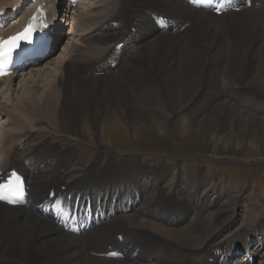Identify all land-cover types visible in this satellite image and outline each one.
<instances>
[{"label":"bare ground","instance_id":"6f19581e","mask_svg":"<svg viewBox=\"0 0 264 264\" xmlns=\"http://www.w3.org/2000/svg\"><path fill=\"white\" fill-rule=\"evenodd\" d=\"M24 1H8L0 11L4 10V14L9 9L8 4L18 5ZM111 1L94 0L81 11L63 5L64 16L71 20L65 25L75 29L79 37H86L83 42L88 49L77 48L73 43L70 48L65 46L68 48L65 62L50 83L46 76L53 71L49 68L54 61L53 49L57 40L66 35H62V28H55L57 34L49 56L38 63L43 64V68L30 70V79H25L28 72L18 75L21 79L15 89L21 87L22 93L12 92L15 90L11 84L17 76L0 79L15 96L13 104L0 100V114H8L14 124L27 123V127H21L25 132L26 128L30 132L46 130L53 135L54 142L66 135L89 140L91 130L98 133L100 140L104 127L114 123L117 114L127 123L137 116L150 117L160 129L166 128L171 118L168 106L174 107L173 100L182 97L186 101V117L196 120L197 128L215 119L228 122L233 130H252L253 134H260L264 146V116L243 109H264V100L256 96L255 100H248L243 93L252 91L264 95V0H249L246 9L219 17L192 9L182 0ZM154 11L173 20L175 31L162 32L155 28L150 16ZM113 21L119 23L117 29L112 27ZM185 22H189L188 27L179 31ZM22 24L19 21L0 34L9 33L15 26L14 31ZM102 35H111L116 43L125 41L115 67L121 79L112 75L94 80L87 77L93 68L87 65V71H83L76 64L81 54L95 52L96 43L108 40ZM134 44L141 49L132 53L130 48ZM114 45L109 52H113ZM97 69L99 73L113 70L105 64ZM34 76L36 78L32 79ZM234 81L241 82L242 89L230 87ZM40 85L44 87L42 91L37 90ZM134 91L141 92L136 99ZM152 92L165 94V104L158 100L152 105L142 104L137 100L142 95L147 98ZM193 94L198 97L188 100ZM227 94L228 99L219 97ZM200 108L205 111L201 116ZM86 112L88 117H84ZM64 117L66 123H62ZM13 133V129L1 130L0 172L3 174L10 168L23 171L30 191L27 207L0 204V264H186L191 253L198 255V262L204 264H248L244 256L233 257L239 247L253 253V264H264V220L254 216L251 222L234 231V238L220 239L225 230L236 224L242 203L235 200L236 197L231 204L224 202L225 190L211 188L203 193L207 184L204 175H188L183 168H150L137 160L138 157L113 162L112 159L101 161L102 156H95L94 160L80 165L75 160L76 153L58 150L56 146L18 141L13 147ZM97 144V149L104 148L102 141ZM167 179L173 180L169 196L164 193L166 186L163 185ZM63 186V192L80 193L81 197H89L95 203L102 198L106 206L96 207L105 212L113 211L116 216L80 236L62 232L38 207L50 190L58 195ZM230 210L233 211L231 218L219 224L223 213ZM195 213L202 214L206 220L193 230L195 236H202L201 242L191 244L194 247L185 240L166 244L152 229L141 228L145 223L143 215L149 214L183 228L191 223ZM120 233L123 241L118 242L116 235ZM108 246L121 247L125 258L114 260L94 255L107 252ZM223 256L228 257L222 261ZM210 258L211 263L207 261Z\"/></svg>","mask_w":264,"mask_h":264},{"label":"rangeland","instance_id":"374dc122","mask_svg":"<svg viewBox=\"0 0 264 264\" xmlns=\"http://www.w3.org/2000/svg\"><path fill=\"white\" fill-rule=\"evenodd\" d=\"M93 1L94 0H87V7L86 3L80 4V7L76 8V11L87 9ZM112 1V3L115 2V0ZM7 2L8 0H0V7L6 5L5 3ZM74 9H72V11L70 10L71 13L74 12ZM3 11L4 10L0 11V15ZM19 21V19H15L8 27L17 24ZM69 29L66 32V35L57 40L58 42L56 45L59 42L64 45L59 46L58 50H56L55 54H53L54 57L52 55V60L54 59V61L53 65H49V68L53 71L46 76L50 83L54 82L53 77L56 75V73L58 74L60 67L62 66L63 62H65L64 55L68 53V48L71 47V43H73L77 48H83L85 51L88 49L87 44L83 42V40H86V37L81 38L79 37V34H76L75 29ZM67 35H70L69 41L64 39ZM110 37L112 36L102 35V38H106L108 40L98 42L99 44L95 42L96 47L94 50L95 52L92 51L93 54L92 52L88 55L86 53L81 54V60L76 64H78L83 71H87V65L93 68L87 74V77H92L94 80L106 79L112 75L115 79L120 78L118 76V70L116 69H113L110 72H105L107 74L99 73V70L97 69V66L99 67V65L104 64V60L106 58L108 60L112 54V51L109 52L108 49L112 47L111 45L116 43V40L113 39V37ZM137 43L141 47V44L139 42ZM65 46L68 48H64ZM140 47H138L137 44H134L130 48V51L135 53L141 49ZM84 64L86 66H84ZM43 66V64H39L38 68H43ZM97 73H99V75ZM31 76L32 75H29L28 72V75L25 76V79L26 77L27 79H30ZM19 78L18 80H15V78L13 79L14 82L11 84L12 90H15L12 91L13 93H22L21 87L15 89L19 83V80L21 79ZM35 78L36 77L34 76L32 79ZM145 80L146 78L143 79V82ZM115 81L117 82L118 80ZM3 82L0 83V87L2 84H5L0 88V100L6 102V104H13L15 96H12V92L7 87V83ZM124 84L127 86L125 82ZM230 87L242 89L243 86L241 82L234 81ZM42 89H44V87L41 85L37 87L38 91H42ZM134 92V98L136 99V97L140 95L141 92ZM243 93L248 100H255V98L264 100V95L257 93L254 94L252 91H244ZM192 96H190L188 100L193 98L194 101L198 97V94L194 95L193 97ZM226 96L219 95V97H222V99H228L229 94ZM182 99V97H178L172 102L174 107L168 106V110L171 113V118L169 120L168 126H166L164 129H160L157 123L150 117L137 116L130 120V123H127L121 118L119 114H117L114 117V123H109V125L106 124V127H104V129H106L100 140L98 133L95 134V132L91 130V138H89V140H87L86 137H84L85 139L80 140L79 138H75L72 135H66L62 137V140L59 142H54V139L52 138L53 135L48 133L46 130H34L30 132L26 128L25 132V129H21V127H27V123L24 125H21L20 123L14 124L13 118H9L8 114L3 113L0 114V137L2 135V129H13L14 133L12 134L13 137L11 140L13 147L18 145V141L21 144H33V142H41L44 144V146L51 148L56 146L58 150L76 153L75 156L77 159L75 160L80 165L84 162L94 160L95 156H102L101 161L112 159L113 162H121L126 158L138 157L139 159L137 158V160H141L144 165H147L151 168L168 167L169 169L173 167V169L175 168V170H178L177 168L181 167L185 169L188 175L196 173L199 175L202 174L206 177L207 184L204 186V188L208 189V191H204V193H208L211 188H217L214 190L218 191L221 189L226 191V195L222 196L224 202L231 204L233 203L232 201L235 199V197V200L241 201L242 205L241 209L237 211L238 222L236 223L235 227L241 225L244 226L247 221L251 222L255 216H253L254 211L257 217L264 218V146L262 144V136L260 134H253L252 130H233L229 126L228 122H222L216 119L210 124H207V126L205 125L202 128H197L195 125L196 120L191 121L187 119V109L186 105L184 104L186 101L184 102ZM137 100L142 101V104H145L144 102H148L150 105H152L157 100L162 104H165L166 97L165 94L152 92L147 95V98L146 96L144 97L142 95L141 97L137 98ZM179 100L180 102H178ZM243 109L252 111V113L255 111V113L258 115L264 116V114L261 113V111L264 110L257 111L251 109V107ZM202 110L200 108L198 111L200 116L205 112ZM64 115L66 116V114ZM88 115L89 113L86 112L84 117H88ZM62 120V123H66L65 117L64 119L62 118ZM29 126L31 125L29 124ZM45 127L48 128V126ZM21 130H23L25 133H19ZM99 141L104 143L103 149H97V143ZM2 158L3 151L0 148V159ZM172 183L173 180L171 179H167V181L164 182L163 185L166 186V189H164L165 194L171 193L173 191L171 190ZM167 195L169 196V194ZM232 213L233 211L231 210L223 213L221 218L218 220L219 224H225L228 219L231 218ZM193 216L194 217H192L191 223L184 225L183 228L180 226L179 229H176L175 227L165 225L159 221L151 219L154 217L149 216V214L147 216L143 215L142 220L145 221V226L143 224V227L141 228L152 229L153 232L158 234L157 237L160 235L161 238L159 237V239L166 244H176L185 240L190 244V247H194L191 244L201 242L202 236H195L193 230L197 225H200L205 218L202 216V214L198 213H195ZM148 218H150V220ZM236 229L234 230L235 232ZM223 235L235 237V235H233V228L227 229ZM224 238L227 239V237ZM189 255L190 258H188L189 261L186 264H201L200 262L198 263V255V257L194 253L188 254V256Z\"/></svg>","mask_w":264,"mask_h":264},{"label":"snow or ice","instance_id":"6c2138e0","mask_svg":"<svg viewBox=\"0 0 264 264\" xmlns=\"http://www.w3.org/2000/svg\"><path fill=\"white\" fill-rule=\"evenodd\" d=\"M217 11H219V9H217ZM33 30V26L29 24L22 32L9 36L7 39H0V74H7L3 71L4 66L11 60L14 50L20 46L21 41L31 42ZM8 187L9 186L6 184H0V190H7ZM12 195L16 197H23L24 189L22 183L16 186ZM7 199L8 198L5 195L0 194V200Z\"/></svg>","mask_w":264,"mask_h":264}]
</instances>
